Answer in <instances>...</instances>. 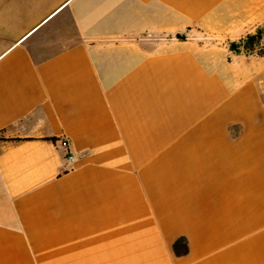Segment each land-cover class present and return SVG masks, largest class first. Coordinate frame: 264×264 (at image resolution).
I'll use <instances>...</instances> for the list:
<instances>
[{
	"label": "crops",
	"instance_id": "1",
	"mask_svg": "<svg viewBox=\"0 0 264 264\" xmlns=\"http://www.w3.org/2000/svg\"><path fill=\"white\" fill-rule=\"evenodd\" d=\"M262 25L264 0H0V264H264V68L213 49Z\"/></svg>",
	"mask_w": 264,
	"mask_h": 264
},
{
	"label": "trees",
	"instance_id": "2",
	"mask_svg": "<svg viewBox=\"0 0 264 264\" xmlns=\"http://www.w3.org/2000/svg\"><path fill=\"white\" fill-rule=\"evenodd\" d=\"M179 40H185L184 36L178 35ZM264 28H257L254 33L246 35L244 38L238 41H232L229 43V51L233 54L251 55L256 53L260 57H264ZM0 140H4L0 137ZM55 142L56 139H50ZM18 142L19 140H14Z\"/></svg>",
	"mask_w": 264,
	"mask_h": 264
},
{
	"label": "rangeland",
	"instance_id": "3",
	"mask_svg": "<svg viewBox=\"0 0 264 264\" xmlns=\"http://www.w3.org/2000/svg\"><path fill=\"white\" fill-rule=\"evenodd\" d=\"M3 23H9V18L8 17H5V19L3 20ZM261 28H264V25L261 26ZM255 32V31H254ZM253 32V33H254ZM199 37V39H202L204 41H206V44L209 45L210 43H208V39H204V37H202L201 34H199L198 32L194 31V32H191L189 34V38L190 39H195ZM214 41H211V43H213ZM232 42V41H224L222 42L221 44H218V43H213V49H216V50H219V48L221 49H225L227 52H229V43ZM264 42V41H263ZM210 46V47H212ZM209 48V47H208ZM243 61L249 65V66H253V65H256L258 67H263L264 68V57H260L259 55H257L256 53L254 54H251V55H246V54H243ZM260 80V85H261V88L262 90L264 91V70H263V73L261 74V76L258 78Z\"/></svg>",
	"mask_w": 264,
	"mask_h": 264
},
{
	"label": "built area",
	"instance_id": "4",
	"mask_svg": "<svg viewBox=\"0 0 264 264\" xmlns=\"http://www.w3.org/2000/svg\"><path fill=\"white\" fill-rule=\"evenodd\" d=\"M61 145H62V147H64V148H68L69 143H68L67 140H63V141L61 142ZM68 161L71 162V163L74 162V157H73L72 155H68Z\"/></svg>",
	"mask_w": 264,
	"mask_h": 264
}]
</instances>
